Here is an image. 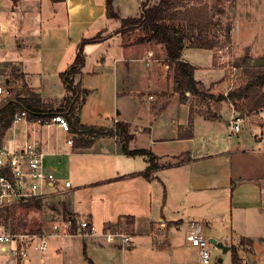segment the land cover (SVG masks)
I'll return each instance as SVG.
<instances>
[{"label":"crops","instance_id":"1","mask_svg":"<svg viewBox=\"0 0 264 264\" xmlns=\"http://www.w3.org/2000/svg\"><path fill=\"white\" fill-rule=\"evenodd\" d=\"M117 7L121 17H128ZM108 18L105 0H0V29L8 28L0 33V84L5 90L0 102L11 96L19 73L27 95L38 93L43 102L56 106L69 94L59 74L73 61L78 42L105 29L102 39L84 45L85 62L74 77L89 90L78 110L80 122L112 127L116 120L124 121L132 135L128 148H145L156 156L157 167L145 176L149 162L122 152L114 133L77 148L74 138L86 134L53 124L43 127L42 136L39 128L19 125L16 144L26 131L44 152V167L57 177L48 197L65 193L62 206L77 223L85 219L91 228L77 233L88 237L80 246L71 239L52 246L62 255L59 264H71L73 250L86 264L88 258L94 264H201L198 250L185 243V220L203 222L207 234L229 247L231 264V246L238 264H264V140L255 137L260 127L264 132L258 122L262 112L239 116L230 101L206 98L215 116L205 117L193 105L196 95L174 90L163 44L125 41L114 32L120 21L109 29ZM235 29L236 24L231 30L236 36ZM197 49L210 52L207 64L181 55L195 67L194 78L206 93L226 94L230 80L213 50ZM247 117L251 119L244 125ZM234 119L241 122L240 132L231 130ZM79 196L88 200L86 212L80 210L84 204ZM159 218L166 226H157ZM115 225L131 236L125 246L102 239ZM77 230L83 229L77 225Z\"/></svg>","mask_w":264,"mask_h":264},{"label":"trees","instance_id":"2","mask_svg":"<svg viewBox=\"0 0 264 264\" xmlns=\"http://www.w3.org/2000/svg\"><path fill=\"white\" fill-rule=\"evenodd\" d=\"M20 0H12L16 3ZM58 2L62 0H51ZM177 3L175 0H156L153 3L141 2L140 12L136 16L121 17L113 6V0H105V14L109 18H115L120 21L119 31L122 35L131 34L134 30L139 29L143 34L137 38V42L153 41L162 43L166 53V63L172 68V77L174 81V90L180 95H184L186 91L190 94L202 97V99L212 98L214 100H228L236 110L239 111V116L244 113H258L264 111V66L258 68L246 69L248 80L235 89H229L226 94L214 95L206 93L201 83L194 78L195 67L184 61L181 57L184 47H196L212 49L217 45V42L208 35L210 27V14L207 7L189 6L181 10L176 9ZM177 20L179 23L173 24L170 21ZM128 26V28H126ZM230 26H226V35L229 37ZM97 34L90 37H82L76 47V55L68 66V68L60 72L59 76L64 84L66 91L70 93L65 97V105L63 107H53L50 103L43 102L38 93L20 96L19 93L13 94L0 102V135L4 129L11 123L12 115L17 107L26 109L29 112V117L33 116H50L54 114H62L69 123V130L86 134V137L74 138L73 146L77 148H86L93 142L105 135L115 134L121 145V151L128 156H142L149 162V165L142 172L148 176L149 173L157 167L155 154L145 148H128V142L132 138L129 133L128 124L121 120H116L112 127L101 126L97 124H83L80 122L78 115L74 114V106L77 102V108L80 109L89 90L82 88L79 83L74 82V77L81 73V68L85 62L84 45L100 40ZM80 96V103L78 97ZM244 100L243 104L238 101ZM205 117H214L215 114L204 115ZM193 121V107L190 106L189 126ZM264 125V116H262L261 126ZM191 132L188 133V136ZM39 200L34 202L38 205ZM8 208H5L7 211ZM66 220L71 221L70 231L77 228L76 217L66 211ZM2 222L7 226V215H3ZM117 225L112 227V230H117ZM88 231L91 228L87 227ZM232 262L238 264L236 247L231 246ZM89 264H94L89 258Z\"/></svg>","mask_w":264,"mask_h":264},{"label":"rangeland","instance_id":"3","mask_svg":"<svg viewBox=\"0 0 264 264\" xmlns=\"http://www.w3.org/2000/svg\"><path fill=\"white\" fill-rule=\"evenodd\" d=\"M147 2L153 3L156 0H115L114 1V9L118 10L117 6L120 5L121 14L123 16H135L136 11H138V2ZM177 3L178 10L183 9L184 7L196 6V7H207L211 22L208 31V35L210 38H213L217 45L212 48L214 53L215 62L218 63L219 66L223 67L225 76L230 80V89H235L238 86L242 85L248 80V75L246 69L258 68L260 66H264V0H175ZM110 24H108L107 28L110 29L111 26L118 23L115 18H108ZM173 24L179 23L177 20L170 21ZM236 24V36L232 34L231 30L233 25ZM230 26L229 37L226 35V26ZM120 27V26H119ZM119 27L114 31L118 32ZM128 28V26H126ZM8 28L5 25H2L0 29V33L7 30ZM107 30L102 29L98 31V35L102 39L106 35ZM96 33V34H97ZM89 34V33H88ZM143 32L139 29L134 30L131 34H125V41L137 40ZM242 34V35H241ZM122 35V34H121ZM223 48L221 52L222 59L217 60L215 55L218 53V49ZM141 55L144 56V52L140 51ZM182 54L184 57L193 60L194 62L205 65L210 60V52L207 50L197 49L195 47H184L182 49ZM220 54V53H219ZM75 55L72 57L74 59ZM71 62V61H70ZM171 74L173 73L172 68H170ZM18 82L16 86H14L11 95L21 92L24 95H27V89L25 86V79L20 77L21 74L17 73ZM19 85V86H18ZM264 89V86H263ZM30 94V93H29ZM28 94V95H29ZM68 96L70 95L67 94ZM140 95V94H139ZM141 96V95H140ZM151 96V95H150ZM152 97V96H151ZM191 97V96H187ZM78 102L80 103V96L78 97ZM147 100V99H146ZM193 105H196L195 108L199 109L200 112H203L204 115L214 114L213 111L209 108L208 103L210 100L202 99V97L196 96L192 98ZM65 103V96L61 99L60 102L53 107H63ZM213 105L215 102H211ZM244 100H241L240 104H243ZM77 102L74 106V114L78 115ZM65 105V104H64ZM214 107V106H212ZM17 107L16 109H19ZM213 109V108H212ZM132 111H134L132 109ZM263 114V111H261ZM264 115V114H263ZM262 115V116H263ZM262 116L259 117L258 122L261 125ZM251 117H247L244 119L243 124H249V120ZM254 119V117H253ZM246 123V124H245ZM41 129L40 134L44 136L43 127ZM259 128H255L257 130ZM255 137L259 140H264V132L261 130L260 132L255 133ZM63 179L64 178H60ZM56 188L61 189V184H56ZM60 193V192H59ZM58 193V194H59ZM80 201L84 204L81 206V212H86L85 205L88 203L85 198L80 197ZM60 199L67 200L66 194L63 195H53L46 197L44 199H39V204L35 205L34 202L36 200H32L27 203H20L13 206L8 207V210H3L1 212V219H3V215H7L8 223L7 227L14 232H26V233H50L52 231L54 223L57 221L60 223V229H63V222L66 220L64 214V207L62 206V202ZM67 228V233L65 235L60 236H47L48 241V251L47 254L41 256L34 249V244L28 249V258L22 264H59L62 261V255L58 251H53L52 246L58 245V243L62 240H75L77 245H81L82 241L88 239L87 236H81L85 230H77V228L73 231ZM88 231V229H86ZM82 233L78 235L77 233ZM100 233L99 231H96ZM61 233V232H60ZM102 239L105 240V237L102 236ZM119 238L115 240L118 241ZM61 243V242H60ZM124 248V247H123ZM128 250L129 248H125ZM68 252V251H65ZM73 252H70V263L71 264H86V261L77 256H74ZM66 254V253H65ZM73 254V255H72ZM212 256L213 257H221V261H215L214 264H231L228 259V253L222 252L221 249L212 247ZM15 262V263H14ZM67 263V261H66ZM0 264H21L18 261H13L10 256H1Z\"/></svg>","mask_w":264,"mask_h":264},{"label":"built area","instance_id":"4","mask_svg":"<svg viewBox=\"0 0 264 264\" xmlns=\"http://www.w3.org/2000/svg\"><path fill=\"white\" fill-rule=\"evenodd\" d=\"M217 51L215 57L220 60L223 48ZM4 93V86L0 84V96ZM21 124H25L33 131L53 124L69 131V123L62 114L30 118L26 109H18L13 113L10 125L0 135V215L5 208L10 206L48 197L50 189L57 182L54 172L44 167V152L35 139L29 138L24 131L21 143L16 144L14 136ZM231 130L235 132L242 130L239 119L233 120ZM67 142L72 141L67 139ZM69 184L68 180L64 181V186L68 187ZM156 224L158 227H164L166 221L159 218ZM182 224L185 228V243L198 250L201 264H214L216 261V258L212 256L214 245L210 242L212 236L204 231V223L197 220H185ZM62 225L64 228L60 229V223L56 221L52 231L47 234L14 232L2 222L0 216V257L10 256L22 263L28 258V249L33 243L39 255H46L49 247L47 236L65 235L67 228H70L71 221L65 220ZM77 225L86 232L89 223L84 219L78 221ZM103 235L110 243H115V239L119 238V244L123 246L131 241L130 235L119 230H108L103 232Z\"/></svg>","mask_w":264,"mask_h":264},{"label":"water","instance_id":"5","mask_svg":"<svg viewBox=\"0 0 264 264\" xmlns=\"http://www.w3.org/2000/svg\"><path fill=\"white\" fill-rule=\"evenodd\" d=\"M210 242L214 245V247L221 249L222 252H226L229 248L222 241H218L214 237H210ZM217 261H221V258H218Z\"/></svg>","mask_w":264,"mask_h":264}]
</instances>
